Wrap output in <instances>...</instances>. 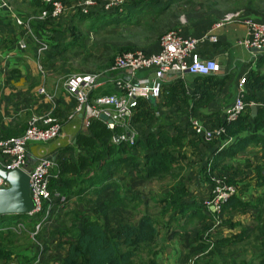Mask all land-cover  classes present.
Here are the masks:
<instances>
[{
  "label": "trees",
  "instance_id": "obj_1",
  "mask_svg": "<svg viewBox=\"0 0 264 264\" xmlns=\"http://www.w3.org/2000/svg\"><path fill=\"white\" fill-rule=\"evenodd\" d=\"M62 1L65 5L72 3L71 0ZM34 4L38 12L46 7L42 0H35ZM250 4H253V1L248 0L243 4L245 10L249 11V16H264V13L259 11L260 8H252ZM173 5H176L178 9L174 14L171 13ZM199 5L201 6V4ZM147 7H150L149 10L155 13L153 24H145V27L150 29V34L146 39L152 42L158 41L164 33L172 29H181L185 35H195L185 33L186 30L183 29L185 26L180 25L181 23L178 20L179 15H183L188 22H192L193 26L198 23L211 24L225 17V12L221 11L209 12L207 10L203 12V5L202 7H196L193 0H188L183 4L176 3L175 0H125L123 4L109 11L103 10L102 7L95 8L87 14L76 11L74 18L78 21H84L96 16L94 19L99 27L119 25L125 21L128 23L138 21ZM240 8L242 7L237 5L235 11ZM2 13H6V11H0V14ZM162 14L164 15L161 16ZM243 14H247V12ZM38 22L42 26L45 22L53 23L50 19ZM94 26L91 25L90 27ZM71 29L73 30V36L69 40L70 43L67 44L70 47L76 45L73 39H76L77 36L76 26H72ZM197 36L200 35L197 34ZM78 37L80 36L78 35ZM46 41L49 42L48 39ZM52 44L49 45L48 43L47 49L42 52H38L36 47L37 58H40L44 53H50ZM80 45H82V42H80ZM135 46L136 44L133 43L122 44L120 50L122 52L131 51L135 49ZM113 60L114 55H108L104 66L112 64ZM263 67L264 55H261L256 60L255 67L251 68L246 74L243 99L248 105L235 120L223 122V114L219 110L205 114L206 120L225 126V132L219 140L221 145L214 150L212 157L206 163L212 172L232 167L233 165L229 164L228 160L243 152L249 144L264 145ZM190 75L189 80L184 79V76H178L170 82L163 83L158 103L152 104L154 99H140L134 109L132 121L136 124L143 123L148 119L157 121L158 116L154 111L158 108L188 106L192 110H196L198 105L211 101L216 95V91L223 87L229 78V74L223 76L217 74ZM190 84L193 86L191 90L188 88ZM112 92H114L113 87H106L97 90V92L92 91L89 97L92 100L97 95ZM251 104L257 106V113L254 116L251 115ZM161 119L163 121L166 118L162 117ZM26 126L23 131L16 125L4 129L0 128V137L19 136L24 132ZM171 126V130H168L164 123H160L156 128L140 133L141 135L137 136L135 143L132 145L123 142L114 143L111 137L120 133L122 131L121 127L115 126L110 129L105 121L98 117L90 121L89 126L86 128L87 132H77L75 135V145L77 146L75 159L63 156L56 160L57 166L53 169V172L57 174V178L51 179L49 188L55 203L53 210L57 209L56 203L60 201V197L69 199L72 196L77 198V201L88 208L90 212L88 211L86 215L81 217L73 215L70 227L59 233L61 240L59 241L60 255L56 257L59 258L58 264H157L155 260L157 254L155 240L159 233L158 226L165 223L163 217L166 212H172L179 219L182 218L185 221L197 218L203 226L207 221V215L212 218L213 216L228 214L234 210L246 211L249 207L259 208L255 216L256 225L261 221L258 229L264 228V191L255 199V202L240 198L239 193L236 191L235 194L221 202L218 213L211 211L203 202L189 195L181 175L180 170L182 168L181 166L178 167L173 152L183 148L188 143H192L195 138L199 141L202 138L191 128L189 123L185 126L180 124H171ZM135 149H138L139 154L142 155V162L139 164L140 168L137 173L128 172L125 169L127 163L138 161L137 154L132 152ZM205 168L203 169L204 175L207 173ZM254 172L252 178L245 177L242 180L248 179L251 183L247 180L246 185L254 184L264 189L263 165H255ZM125 175H129V177L126 184H123L122 181ZM206 178L211 180L210 176L209 178L206 176ZM165 179L171 180V184L164 192H158V196H154V190V194L151 193L149 196H146L140 190V187L146 184L148 185L154 181L161 182ZM220 179L226 185H232L234 182L231 179L226 181ZM55 192L58 193V197L54 196ZM149 199H154L155 204L158 205L156 209L161 206V210L150 208ZM136 209L139 210L136 212ZM40 214L31 219L36 223L37 218H40ZM16 220L22 221L18 215L0 216V264L13 262L15 264H33L39 253V247H37L38 251H34L36 254L34 252L32 254L25 253V250L20 251L18 248L20 244L17 243L18 236L11 228L16 226ZM77 221L79 228H76ZM35 223L32 225V230L35 228ZM230 225H232V222H230ZM44 228L45 224L35 235L40 243L46 241V229ZM4 229H7V231H4ZM68 231L72 234L70 238H66ZM51 234L47 239L53 237L55 233L52 232ZM243 237L244 231L242 230L240 233L217 239L213 238V240L209 239L208 241L202 239L199 235H192L184 231L179 236L184 250L182 261L185 263L189 258L195 256L194 264H207L209 263L207 261L201 263L198 261L200 255L205 254L211 257L214 254H229L232 252L229 248L230 245L242 241ZM47 241L49 242L45 245L51 246L50 240ZM32 244L36 246L33 241ZM23 248H25V245L21 247V249ZM224 248H228V250L222 252ZM43 250L44 246L42 245L39 264H51L50 260L52 258L46 257ZM262 261H264V258Z\"/></svg>",
  "mask_w": 264,
  "mask_h": 264
},
{
  "label": "crops",
  "instance_id": "obj_2",
  "mask_svg": "<svg viewBox=\"0 0 264 264\" xmlns=\"http://www.w3.org/2000/svg\"><path fill=\"white\" fill-rule=\"evenodd\" d=\"M4 1H6L9 8L14 14H16L20 19L28 22V27L26 25H17L14 22L10 12L0 14V128L4 129L16 125L23 131L30 117H39L48 113L53 114L61 124L60 135L53 140H49L48 142L29 143L27 150L28 165H35L41 155L50 156L55 161L63 156H69L72 159H75V151H77V146L75 145V135L79 131L87 132V129L83 126V116L79 113H77L72 118L68 117L73 112L75 99L73 95L65 89L63 84L64 81L62 82V79L64 76L75 73L77 69L72 68V61L69 60L70 57H65L63 54L66 51H69L70 54H74L72 48L75 49L77 48L76 46H82L83 40L85 39L83 38L82 34L78 33L81 38L78 36L77 38L80 39H73L72 37L73 42L76 45H73L72 47L67 45L71 36H73V30L71 29V24L73 22L71 24L69 23V26H67L66 28L59 29V31L57 32L54 31V27L52 28V26L47 25L50 23L45 22L42 26V24L36 19L38 10L34 4L35 0ZM78 1L79 0H71L73 4L71 3L70 5H65L66 8L62 12V14L58 16L57 19L52 21H55L56 24H65L66 20L70 22L71 19H73L74 21L75 12L68 13L67 11L70 10L69 8L73 9ZM87 20L88 19H85L84 21L87 22ZM75 21L76 22L72 26H79L80 22H78L77 20ZM213 23L195 24V26H192L191 29L189 31H185V33H193L195 35L204 34L205 32H207V30L211 29L212 26H214ZM213 31L217 35L218 42L215 44H210L208 42H204L203 44H201L199 49L200 57L202 59H214L220 64V70L214 74H217L218 76L229 74V78L226 80L223 87L219 88L216 91V95L211 101L198 105L196 110H192L188 106H180L177 108H161L162 110H164V112L162 113L166 118L163 121L161 119L163 117L161 115L162 113L160 114L158 110H155L154 112L158 116V120L155 121V126L153 128H156L160 123H164L167 129L171 130V124H180L182 126H185L189 123L191 128L193 129L191 119H196L201 125L205 126L216 125V122L206 120L205 114H208L211 111L215 110H219L221 111V114H223L222 111L229 104H231L235 98L239 87V79L242 76L246 75L251 68L255 67L256 60H253L250 52L247 49L243 48L237 43L238 39L245 33L244 23L241 22L239 18L228 21L224 23L223 27L214 29ZM75 32H78V30H75ZM46 39L53 43L52 51L48 54L44 53L40 58H37L35 48L38 45L39 41H44ZM21 42L25 44V48H20L19 45ZM80 42H82V45H80ZM157 48L158 44L155 43L152 47H145V51H155ZM89 55L90 54H87V57H84L87 59V61ZM99 55L100 54H98L96 57H99ZM102 61L103 63L105 62L103 59ZM94 63L95 66L93 67L95 68L87 69L86 72H91L92 70L101 67L96 71H100L103 74L101 76L102 84L93 91L97 92V90L102 88L104 89L106 87H113L115 92L116 88L114 85V80L118 77L119 74L115 71L110 70L111 64L104 66L100 63L97 64L96 61ZM240 67L243 68V72L240 74V78L237 79V82L232 84V82L230 81V79H232V73L235 69ZM262 69L264 70V67ZM80 71L81 70L77 72ZM146 74H148V71H140V73L136 75L138 77H142ZM189 76L191 75L186 73L184 75V79L189 80ZM170 80L171 79H168L166 82H170ZM188 88L191 90L193 86L190 84L188 85ZM158 99L160 98L154 99L152 101V104H154L155 102L158 103ZM171 113L173 114L171 115ZM130 118H132V116L125 119L126 126L125 128L121 129L122 131L135 130L137 138V136H140L141 134H139L138 129H133L134 125L137 124L134 123L132 119L130 120ZM218 143L219 140H216V142L214 143H207L202 139L199 141L197 138H195L192 143H188L183 148L175 150L173 152L174 156L177 158L179 164L184 166L181 175L187 169V159H192L193 162L203 160L205 162L212 157L213 153L215 152L214 150L219 147ZM256 147H259L260 154L262 153V151L264 153V145L251 143L243 152L238 153L231 160H228L229 164L238 167L242 166L243 162L245 161V165H248V163L251 165L262 164L264 167L263 153L261 154V156H259L257 152H251L252 148ZM260 159H262V161H260ZM191 164L194 163H190L189 166ZM258 191L259 192H256L255 190V193L261 194L264 189L258 188ZM194 197L197 198L196 196ZM244 197L245 195H240V198L243 199ZM251 197L252 194L250 196H247L248 201L255 202L254 199H256L257 197L254 199H252ZM257 211H259V208L253 209L249 207V209L246 211L234 210L228 214H222L221 223H223V220L225 219L224 226L226 227V232L218 234L216 236V239L219 237L230 236L231 234H228V232L240 225L239 222V224H236L235 226L230 225V222L238 220L236 218L237 215H244V217L241 218L240 221L242 223H245L246 221H255ZM250 217L252 218L251 220ZM228 219L230 220L228 221ZM163 220L165 221V223L158 226L159 233L155 240V250H157V254L155 256L156 263L185 264L182 261L184 250L181 246L178 234L187 230L184 226L182 228H175L174 230H178V233H175V235L170 238L172 232L171 230L168 231V219L163 218ZM161 229H163V231H161ZM187 229V232H189L190 228ZM19 238L25 240L22 237H17V243ZM32 240L34 244H36V246L31 244L30 246L28 245L30 248H28L27 246L21 249L23 243H19L20 245L18 246V248L20 249V251L25 250V253L31 254L35 250L38 251L37 247L39 242L37 241V239ZM263 241L264 236H259V240L257 243L260 245V248L263 249V252L260 253V255L256 256L259 262L258 264H264V261H262L264 257L262 258L261 255L264 253V248L262 247ZM240 242H236L230 245L229 248L232 250L233 245ZM56 244L57 243L54 244V249L52 252L51 250L48 251V256L51 258L57 257L55 256ZM50 247L53 248L52 245ZM168 247H171L170 251L169 249L166 251ZM179 247H181L182 251H180ZM227 250L228 248H224L222 252H226ZM34 253L36 254V252ZM222 254H214L211 257L203 254L200 255L201 257L198 258V261L200 263L207 261L209 262L207 264H227V262H230L232 260L237 261L238 257L235 255H238L239 253L231 252L229 254ZM227 259H229V261ZM239 259L241 261H239L237 264H244V258ZM248 261H250V258H248ZM39 263L40 261L37 264Z\"/></svg>",
  "mask_w": 264,
  "mask_h": 264
},
{
  "label": "built area",
  "instance_id": "obj_3",
  "mask_svg": "<svg viewBox=\"0 0 264 264\" xmlns=\"http://www.w3.org/2000/svg\"><path fill=\"white\" fill-rule=\"evenodd\" d=\"M46 7L42 8L37 15V21L46 19L55 20L62 14L66 6L62 0H42ZM125 0H79L73 7L80 13L87 14L91 10L102 7L109 11L123 4ZM10 12L17 25H26L28 22L20 19L9 8L4 0H0V11ZM239 18L244 23L245 33L238 39V45L247 49L253 60L264 55V19H257L249 15H227L213 23L211 29L200 36L185 35L181 29H172L164 33L158 39V48L155 51H145L134 49L122 52L114 57L110 70L119 75L114 80L116 91L110 94L98 95L90 100V93L102 84V72H92L76 74L64 81L65 89L73 95L75 106L73 112L68 116L72 118L77 113L83 116V126L87 128L93 118H100L104 113L112 121H105L108 128L115 126L125 128L126 118L134 113L135 107L140 99L150 100L160 97L163 83L168 79L172 81L175 77H183L188 74L207 75L214 74L220 70V64L212 58L202 59L199 49L201 44L208 42L214 44L218 42L214 29L224 26V23ZM20 48H25L23 42ZM38 52L47 49V44L39 41L36 46ZM137 71H148L142 77L136 75ZM246 75L239 79L238 91L234 100L223 111V122L235 120L247 107L244 101ZM43 92V90H42ZM122 122V123H120ZM193 130L201 136L205 142L220 140L225 132V126L216 124L211 126L201 125L196 119H191ZM61 124L57 118L50 113L43 116H32L28 119L24 132L19 136L0 137V168L4 170L21 169L29 175L30 196L33 208L28 215L37 218L35 228L31 232V238L36 239L35 235L44 224L49 222L55 203L53 202L52 192L49 188L52 178H57L53 169L57 166L56 161L50 156L41 155L36 164L28 165L27 150L31 142H48L60 135ZM136 131L124 130L113 135L111 140L114 143H135ZM212 178V177H211ZM212 180V179H211ZM217 181H222L217 179ZM216 193L212 198V207L217 213L220 210L221 202L236 193L234 185L214 184ZM8 182L0 176V187H7ZM58 197V193H54ZM65 201L60 197V201ZM30 218V219H31ZM215 222L221 223V217H214ZM25 225L19 221L16 226H12L16 232H21ZM39 253L33 264H37L41 257L42 244L38 243ZM195 258H189L185 264H194ZM10 264H15L10 263Z\"/></svg>",
  "mask_w": 264,
  "mask_h": 264
},
{
  "label": "rangeland",
  "instance_id": "obj_4",
  "mask_svg": "<svg viewBox=\"0 0 264 264\" xmlns=\"http://www.w3.org/2000/svg\"><path fill=\"white\" fill-rule=\"evenodd\" d=\"M175 1H176V3L183 4L188 0H175ZM246 1H248V0H193V4L196 7H202V5H203V9H202L203 12H206L207 10L209 12L221 11L223 13L225 12L224 16H227V15L239 16V15H245V14H243L245 12H247L248 15L250 14V13H248L249 11L245 10V7L243 5V4H245ZM251 1H253V4H250V6L252 8H260L259 11L260 12L262 11L264 13V0H251ZM199 4H201V6ZM237 5L242 7V8L235 11L237 9ZM69 9L70 10L67 11L68 13L75 12V10H76L74 8L73 9L69 8ZM149 9H151V8L150 7L146 8V11L141 14V17L138 21L129 22V23L127 21H125L123 23H120L119 25H110V26H105V27H99V26H97L98 25L97 21L94 19L96 16L87 20V22L86 21L81 22V21L77 20L78 22H80L79 26L76 25V28H77L76 30H79L77 32V36H78V33H80L83 35V38L85 40H83L82 46H76L77 48H75V49L72 48V51L74 52V54L73 53L70 54L69 51L65 50L66 52L64 51L65 53L63 55L65 57H68V58L70 57L69 60L72 61V68L73 69H77V71H79V70H81V71L80 72L75 71V73L64 76L62 79V82L65 81L66 79L70 78L73 75L84 74L87 69H94L95 67H93V66H95V63H94L95 61L97 64L100 63L101 65H104L102 59L105 61L106 57L108 55H114V57H115L116 55L121 53L122 51L120 50V47L122 46V44L133 43V44H136L135 49L139 48V49H143V50H145V47L149 48V47H152L155 43L157 44L158 41L152 42V41H149L148 39H146L148 34H150V29H147L145 27V24H149V23L153 24V19L155 17V13H152L151 12L152 10H149ZM177 10H178L177 6L173 5L171 13L174 14L175 12H177ZM163 15L164 14H162L161 16H163ZM257 15H259V14H257ZM253 17H256L259 19H264V16H262V15H259V16L254 15ZM136 18H138V17H136ZM75 20L73 21V19H71L70 22L66 20V23L63 22L65 24H56L55 21L51 20L53 23L47 24V25L52 26V28L54 27V31L57 32V31H59V29H64L67 26H69L68 25L69 23L71 24L73 22L71 24V28H72V25L76 22ZM178 20L181 23L180 25L185 26V27H183V29H185L186 31H189L191 29V27L193 26V23L188 22L183 15H179ZM91 25H95V26L90 27ZM77 36H76V38H77ZM80 38H77V39H80ZM45 41H43V42H45ZM48 43H49V45L52 44L50 41L47 42L46 43L47 47H48ZM87 54H90L88 56V61L86 58H84L85 56L87 57ZM98 54H100L99 55L100 58L96 57ZM99 68L100 67H98L92 71L95 72ZM242 72H243L242 67L234 70V72L232 73V79H230L232 84L237 82V79L240 78L239 76ZM139 73H140V71L136 72V74H139ZM157 102H159V101H157ZM158 110H159L160 114L162 112H164V110H162L161 108H158ZM172 114L173 113H171V115ZM161 115L163 117H165V115L163 113ZM130 120H131V118H130ZM154 126H155V120L148 119L147 121L145 120L143 123L134 125L133 129H138L139 134H140V133H143V132L150 130ZM214 142H216V140L212 141L211 143H214ZM38 143H42V142H38ZM220 145H221V142L218 143V146H220ZM259 150H260L259 147H256V148H252L251 152H257V154H259V156H261L263 151L260 154ZM132 152L134 154H137L138 161H136L134 163H127L125 169L128 172L137 173L139 168H140L139 164H140V162H142V155L139 154L138 149H135ZM263 156H264V153H263ZM187 161H188V164L186 163L187 169L182 173L185 186L188 189L189 195L191 197L196 196L199 201L203 202L207 206L212 205V198L216 193L217 187L214 188L215 187L214 184H216V186L220 185V184L225 185V183L220 178H222L225 181L228 179H231L232 181H234L232 183V185H234L236 187V190L239 193V195H241V192L243 193V195H245V197L243 198L244 200H248L247 196H250L251 194H252V197H251L252 199H254L260 195L259 193L256 194L255 190H256V192H259L258 188L262 189L261 187H257L254 184L246 185L248 179L242 180V178H245V177H247V178L253 177V175L255 174V172H254L255 165L254 164H252V165L248 164L250 166L249 167L248 165H245V163H244L245 161H244L242 166L236 167L233 165L232 167L227 168L226 170L221 169V171L212 172L210 170V167L208 168L206 165L207 160L205 162H204V160L193 162L192 159H187ZM260 161H262V159H260ZM203 162H204V164H203ZM190 163H194V164H191L189 166ZM177 165H178V167L181 166L182 169L180 171L182 172L184 169V166L180 165L178 160H177ZM204 168H205V172H207V173H205V175L208 178L210 176V179H212V180H208L206 178V176L203 174ZM128 177H129V175H125V177L122 181L123 184H126V182L128 181L127 180ZM217 179H220L222 181V183L220 181H217ZM248 181L251 183L250 180H248ZM253 182H255V181L253 180ZM170 184H171V180L169 181V179L162 180L161 182H155L154 181L148 185L146 184L145 186L140 187V190L146 196H149L151 193L154 194L153 193V190H154L155 191L154 196H158L159 195L158 192H164ZM241 188L243 189L242 191H241ZM254 201H255V199H254ZM53 202H54V199H53ZM56 206H57V209L53 210L49 222H47L45 224L44 229H46V232H45L46 241L44 243H41L44 246L43 254L45 253L46 257L48 256L49 250H51V252L53 251L55 243H57L55 245V248H56V250H55L56 255L55 256L58 257V255H60V253H59V250H60L59 241L61 240L60 239L61 235H59V233L63 232L64 230H66L70 227V224L73 220V215L81 217V216L86 215L88 211L90 212V210L88 208H85L84 206H82V204H80L77 201V198L72 197V196L69 199L65 198V201L56 203ZM149 207L154 208V209H156L158 207V205L155 204L154 199H152V200L149 199ZM139 208H141V207H139ZM161 208L162 207L159 206L158 210H161ZM138 210L139 209H136V212ZM237 211H242V210L239 209ZM243 217H244V215H237L236 218L238 220L232 222V225H235L238 222L240 223V225H238L237 227L233 228L230 232H228V234H236L238 232L239 233L242 232V230H243L244 231V237H243L244 239L242 240V242L235 244L232 247V252L239 253L238 255H235L238 257L237 261L232 260L230 262H227V264H237L239 261H241L239 258H244V262H243L244 264H249V263H251V261H252L251 264H258L259 262H258V259L256 258V256L260 255V253L263 252V249L260 248V245L257 243L259 240V236H264V233H261V232H264V228L258 229L259 228L258 226L261 224V221L258 222L257 225L255 222L256 220L255 221L254 220L246 221L245 223H242L240 221V219ZM20 218L22 219L25 227L21 232L15 231V234L18 237H22L25 239V240H23V239L19 238L18 243H23V245H25V247H27L28 245L30 246V244H32V241H33L30 234L33 231L32 225H34L35 221L30 219L31 217L28 214H22L20 216ZM163 218L168 219V223H167L169 226L168 231L171 230V232H172L170 238H172L173 235H175V233H178V230H174L175 228H182L183 226L186 228L187 231H188L187 228H190V230H189L190 234L199 235L202 239H205L208 241H209V239L213 240V238H216V236L218 234H222V233L226 232V230H225L226 227L224 226L225 225L224 224L225 219L223 220V223L217 224L215 222L214 217L210 218V217H208V215H207V221L204 223L203 226L201 225L199 220H197V218H193L190 221H185L182 218L179 219L178 216L174 215L172 212H166ZM251 219L252 218L250 217V220ZM228 220H230V219H228ZM18 222H19V220H16L15 224H17ZM76 223H77L76 228H79L78 221ZM200 230H201V232H200ZM237 230H239V231H237ZM4 231H7V229H4ZM161 231H163V229H161ZM52 232L55 233L53 235V237H51L50 239H47V237H50L52 235L51 234ZM66 234H67L66 238H70L72 236L71 232H69V231ZM180 234H178V237L180 236ZM47 240H50V245H52L53 248L45 245L47 242H49ZM29 246H28V248H30ZM262 247L264 248V241L262 243ZM170 248L171 247H168L166 249V251L168 249L170 251ZM179 249H180V251H182L181 247H179ZM261 255L263 258L264 253ZM200 257L201 256H199V258ZM192 258H196V257L193 256ZM248 258H250V261H248ZM227 260L229 261V259H227ZM50 262H51V264H58L59 258H56V257L53 258L52 257V260H50Z\"/></svg>",
  "mask_w": 264,
  "mask_h": 264
},
{
  "label": "water",
  "instance_id": "obj_5",
  "mask_svg": "<svg viewBox=\"0 0 264 264\" xmlns=\"http://www.w3.org/2000/svg\"><path fill=\"white\" fill-rule=\"evenodd\" d=\"M251 115L257 113V106L251 104ZM100 118L111 122L104 113ZM0 176L7 182V187H0V216L28 214L33 208L30 196L29 175L21 169L4 170L0 168ZM212 209V208H211Z\"/></svg>",
  "mask_w": 264,
  "mask_h": 264
},
{
  "label": "clouds",
  "instance_id": "obj_6",
  "mask_svg": "<svg viewBox=\"0 0 264 264\" xmlns=\"http://www.w3.org/2000/svg\"><path fill=\"white\" fill-rule=\"evenodd\" d=\"M209 207V206H208ZM210 209L212 208V207H209ZM211 211H213V212H215V210H213V208L211 209ZM213 217H216V216H213ZM220 217V216H219Z\"/></svg>",
  "mask_w": 264,
  "mask_h": 264
}]
</instances>
